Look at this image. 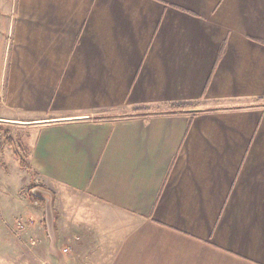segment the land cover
I'll use <instances>...</instances> for the list:
<instances>
[{
    "label": "crops",
    "instance_id": "1",
    "mask_svg": "<svg viewBox=\"0 0 264 264\" xmlns=\"http://www.w3.org/2000/svg\"><path fill=\"white\" fill-rule=\"evenodd\" d=\"M2 123L41 261L264 264V0H0Z\"/></svg>",
    "mask_w": 264,
    "mask_h": 264
},
{
    "label": "rangeland",
    "instance_id": "2",
    "mask_svg": "<svg viewBox=\"0 0 264 264\" xmlns=\"http://www.w3.org/2000/svg\"><path fill=\"white\" fill-rule=\"evenodd\" d=\"M24 132L25 129L22 128V126L9 123L0 124V188H4L3 190H7V192L11 193L15 197L13 198L11 194L7 195L9 198L5 199L6 204H9L12 199H25V196H29V194L34 190L33 188L31 191H29L30 186L26 184L23 185V182H21L23 179L26 180L27 178L25 173L21 172V175H24V178H18L16 175L18 174L16 171H18L21 166L19 165L17 157L13 154L14 148L8 145L6 141L7 139L12 140L16 150L25 159L26 157L23 152L22 145V139L25 134ZM4 177L7 179H4ZM15 179H18L19 181ZM39 201L42 202L41 199H39ZM49 201L50 200L47 201L46 205L43 203V205H45L44 207L47 209L46 212L48 213V220H50V217L52 216L50 213L51 206ZM79 211L80 210H77V212ZM71 213L72 212H70V214ZM18 228L19 224H17V227L15 228H12L7 224L2 225V220L0 219V264H53V262L41 261L39 246H34L31 251L32 253L30 252L29 247L27 248L26 244L24 243L22 230L21 228ZM60 246L61 248H65L67 245L65 243H60Z\"/></svg>",
    "mask_w": 264,
    "mask_h": 264
},
{
    "label": "trees",
    "instance_id": "3",
    "mask_svg": "<svg viewBox=\"0 0 264 264\" xmlns=\"http://www.w3.org/2000/svg\"><path fill=\"white\" fill-rule=\"evenodd\" d=\"M6 141H7L8 145H10L11 147L14 148V154H15V156L17 157L18 162H19V165L21 166V168H23V169H29V165L25 162V160L23 159V157L19 154V152H18V151L16 150V148L14 147L13 141L10 140V139H7ZM30 184H31V185H30V187H29V191H31V190L36 186V185L34 184V181H32ZM29 197H30L32 200L36 198V197L34 196L33 193H30V194H29Z\"/></svg>",
    "mask_w": 264,
    "mask_h": 264
},
{
    "label": "water",
    "instance_id": "4",
    "mask_svg": "<svg viewBox=\"0 0 264 264\" xmlns=\"http://www.w3.org/2000/svg\"><path fill=\"white\" fill-rule=\"evenodd\" d=\"M32 193H33L34 195H36V196H42V195H45V193H44L43 191L39 190V189H34V190L32 191ZM46 201H48V200H46Z\"/></svg>",
    "mask_w": 264,
    "mask_h": 264
},
{
    "label": "built area",
    "instance_id": "5",
    "mask_svg": "<svg viewBox=\"0 0 264 264\" xmlns=\"http://www.w3.org/2000/svg\"><path fill=\"white\" fill-rule=\"evenodd\" d=\"M63 253H67L68 252V248L67 247H65V248H63Z\"/></svg>",
    "mask_w": 264,
    "mask_h": 264
}]
</instances>
